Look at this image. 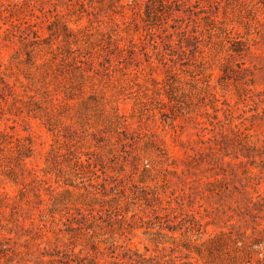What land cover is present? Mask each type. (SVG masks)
<instances>
[{"label":"rangeland","instance_id":"1","mask_svg":"<svg viewBox=\"0 0 264 264\" xmlns=\"http://www.w3.org/2000/svg\"><path fill=\"white\" fill-rule=\"evenodd\" d=\"M195 1L193 9H204L212 21L202 12L192 15L194 20L186 18L188 11L174 13L188 23V39L182 40L185 53L173 45L168 50L173 60L162 63L143 37L146 0H85L86 10L68 0H0V131L12 136H0V264H15L19 255L29 264L37 259L47 264L49 257L39 252L54 247L92 252L82 233L88 220L73 206L82 207L83 214L89 204L102 210L93 211L103 218L97 219L102 228L94 237L100 250L109 244L101 240L113 231L116 243L154 254L155 243L143 228L128 232L127 221L133 213L151 216L150 204L160 206L156 196L194 194L200 208L179 200L183 212L195 218L203 214L195 211L209 204H233L237 181L217 184L219 196H210L207 180L221 176L220 165L210 159L216 150H197L207 149L199 138L209 134L203 127H209L213 114L223 117L221 110L214 111L211 93L218 98L213 102L217 106L236 102L247 110L248 101L238 93L244 87L264 89V0H188L187 5ZM23 19L29 24H21ZM193 28L196 49L189 36ZM234 40L241 43L239 53L229 49ZM130 41L145 44L131 51ZM121 45L125 49L119 53ZM228 69L235 79L223 81ZM245 125L249 133H264V120H246ZM75 156L92 164L76 167ZM221 166L229 170L226 162ZM230 166L239 176L255 173L257 182L247 181V191L264 194V173L257 167ZM88 178L96 187H87L96 192L90 200L83 187ZM66 189L73 194L60 198L69 200L67 207L78 218L70 226L79 224L81 229H67L60 206L52 216L37 213L36 206H50L49 192ZM34 192L44 201L35 203ZM178 219L168 223L184 226V219ZM183 230L173 233L179 244L175 254L187 251L181 242L197 244L218 228L207 225L206 233L191 240L180 235ZM196 236L201 239L193 240ZM172 245L164 241L158 248L167 252ZM189 256L203 264L193 250ZM255 257L252 264H258Z\"/></svg>","mask_w":264,"mask_h":264},{"label":"trees","instance_id":"2","mask_svg":"<svg viewBox=\"0 0 264 264\" xmlns=\"http://www.w3.org/2000/svg\"><path fill=\"white\" fill-rule=\"evenodd\" d=\"M68 1L72 5L79 4L83 10H86L85 0ZM187 1L188 0H146L144 4V9L142 11L143 15H141V20L143 21L142 27L144 30L143 37L149 41L154 49H156L158 60L162 63H166V59L173 60L171 57L172 54L168 52L173 45L179 46L182 53H185L182 48V40L186 42L188 39V23L183 17L174 16V13L181 12L185 14V12L188 11L189 14L186 18L194 20L191 16L202 12L204 13L203 18L212 21V18H210L211 14H208L204 9H193L198 5L197 1L191 4V7L187 5ZM215 8L217 9V7ZM168 19L172 22H169ZM127 22L129 21H123V23ZM23 23L27 25L29 24L28 20L25 19L22 20L21 24ZM15 25L19 28L20 23ZM18 30L23 31L20 28ZM194 30V28L191 30L189 36L194 39L192 45L193 48L196 49V41L198 39ZM174 35H176L175 38H173ZM144 44L145 42L143 41H130L131 49L129 50L134 51V48L137 47H141L142 49ZM240 44L239 40H234L231 43V46H229V49L239 53L241 50L239 46ZM101 48L105 47L102 46ZM117 49L119 53H121L124 51L125 47L121 45L117 47ZM143 53L147 55V51L143 50ZM230 78L235 79L231 70H224L221 79L225 81ZM210 96L212 101L211 105L214 108V111L221 110L223 117L221 118L214 113L212 116L214 120L208 121L209 127H203V129H206L209 134L204 136V138L199 139L200 142L207 143V149L202 148L197 151L200 150L202 153H211L213 150H216V153L213 152L210 159H213L215 165H220L221 176L219 178L207 180V190L209 191L210 196H213V193L218 194L219 196V193L216 192L217 184H220L221 182H224L225 184L228 179L237 181L238 184L234 185L237 194L234 196L233 204H209L207 207L197 209L195 211L196 213L203 211V214L200 218H195L193 213L183 212L182 203L179 200L180 197L181 199L185 198L187 205L193 206L194 204H197V207L200 208L202 204L198 203L194 194L182 193L181 195H174V197L166 199L156 196V203L160 206L155 208L150 204L152 211L151 216L144 218L139 215L136 216V214L133 213L130 215V220L127 221L128 232L132 231L134 228H143V233L148 235L151 242L155 243L156 247L153 249L155 251L154 254L140 252L136 247L116 243L111 236L113 231H110L111 235L109 238L101 240L104 243L109 241V244L105 247V250H100L96 246L97 244L94 241V237L99 234L96 229L102 228V226L97 223V219L103 221V218L101 216L95 217L93 211L101 212L102 210L96 209L93 205L89 204V207L86 208V214H83L81 213L82 207L73 206V211L80 214V218L83 221L88 220V223L84 226L85 232L82 233L87 237L92 252L86 251L84 254H80V252H75L72 247L66 249L54 247L52 250L43 249L39 252V255L49 257L47 264H56V262L59 264H199L197 260L189 259V251L191 250L202 259L203 264H252L254 255H257L254 259L256 263H263L264 194L256 193L252 195L247 191V181H252L253 184L257 182V175L255 173L250 175L247 172H242L243 174L247 173L245 177L239 176L230 164L235 163L239 166L250 164L257 167L260 171L259 173H264V133H249L248 129L250 128L245 125L246 120L251 123L264 120V89L255 90L250 87H244L242 94L238 93L239 98L248 101L247 104H249L250 107H248L247 110L237 106L236 102H222L224 106H217L213 102H217L218 98L214 93H211ZM248 111L253 112L246 114ZM52 128L53 127L51 126L49 129ZM0 136H6L7 138L12 137L2 131H0ZM15 140L19 141V138H15ZM28 143H30V141H28ZM26 149L27 151L31 150L30 146H27ZM225 156L230 157V159L225 160ZM231 159H235L236 162H232ZM84 161L85 164L83 163ZM224 162L229 166V170L221 166ZM91 164L92 163L88 158L81 159L79 156H75L74 165L76 167L85 165L89 168ZM144 168H146V166L143 167V169ZM212 168L213 166L210 167V169ZM37 184H40V179H38ZM88 186L96 188L95 184H93L88 178L87 185L83 186L85 189L84 196L87 197V200L96 198L94 195L96 192L89 191L87 189ZM69 192L70 191L67 189L60 192L58 191L56 194L49 192L50 196H48V199L50 200V206L45 208L36 206L37 213L38 215H41L47 211V213L52 216L54 210L57 209L56 207L60 206L62 209H65V220L62 221V223L69 224V228L67 229H81L83 226H79V224L76 226H70L72 222H77L78 218H74L73 212H70V209L67 207L69 200L65 201L60 198L63 194H73ZM229 193L233 194V191L231 190ZM34 194L36 197L35 203L39 204L44 201V198L39 192H34ZM82 194L84 193H79L78 196ZM102 194L106 195L104 192H102ZM172 201H175L176 204H173ZM115 204L117 205L118 203ZM158 210L161 212L157 213ZM24 212L28 215L27 211ZM185 216H189V218L184 219ZM121 217L124 219L123 215ZM205 217L206 219L202 221ZM171 218H179L177 220L178 222H181L184 219V226H182V224L178 226L175 224H169L168 220ZM186 221L187 224H185ZM12 222L17 226L18 219L14 218ZM207 225H212L218 228V230L213 233H208L207 238L197 244L194 243L190 245L187 242H181V245L187 251H179L178 254H175V251L178 250L177 246L179 244L176 243V236L173 233L184 227V230L183 232H180V235H184L187 240H191V236L197 233H206ZM164 229L172 234L163 231ZM198 239H201V236L193 238V240ZM164 241H169L173 244L172 246H169L167 252L162 251L165 249L163 246L161 249L158 248V246ZM145 251H148V248L145 247ZM28 260V258L19 255L15 264H29L27 263ZM39 262L38 259L35 260V264H39Z\"/></svg>","mask_w":264,"mask_h":264}]
</instances>
